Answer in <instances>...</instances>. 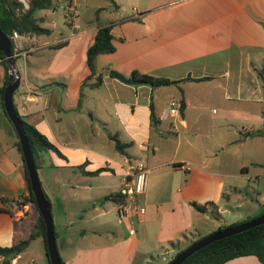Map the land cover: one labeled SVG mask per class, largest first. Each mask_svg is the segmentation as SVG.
Masks as SVG:
<instances>
[{"label":"crops","instance_id":"crops-1","mask_svg":"<svg viewBox=\"0 0 264 264\" xmlns=\"http://www.w3.org/2000/svg\"><path fill=\"white\" fill-rule=\"evenodd\" d=\"M108 1L106 13L91 4L89 20V0H75L72 26L63 14L57 24L50 14L35 13L48 32L17 35L19 84L12 102L19 117L61 153H39L38 168L51 158L48 167L74 165L93 178L120 174L118 187L102 196L115 214L109 196L120 191L128 169L141 162L146 170L144 191L135 197L143 213L105 218L102 231H92L101 242L85 249L75 244L61 256L64 264H166L178 248L202 237L195 216L210 220L209 234L255 215L264 204V0H140L126 12L118 10L119 0ZM55 7L52 0L47 9ZM100 26L109 28L113 50L97 54L90 72L86 49ZM133 71L176 82L151 87L113 76L130 78ZM4 76L0 62V86ZM171 102L176 113L169 112ZM10 124L0 106V246L14 236L26 238L37 216L34 205L23 201L24 165ZM255 130L262 133L248 135ZM252 137L261 140L255 151L237 149ZM208 201L219 219L190 204ZM30 243L10 264L34 263ZM222 264L259 261L244 255Z\"/></svg>","mask_w":264,"mask_h":264},{"label":"trees","instance_id":"trees-1","mask_svg":"<svg viewBox=\"0 0 264 264\" xmlns=\"http://www.w3.org/2000/svg\"><path fill=\"white\" fill-rule=\"evenodd\" d=\"M26 2H27V8L21 11L22 4L19 0H0V31L3 32L9 38L10 41H11L10 36L13 31L16 32L17 35H31V34H41L48 32L46 28L39 25V21L41 19L35 17V11L39 9L50 8L52 6V0H27ZM112 50H113V45L111 43V34L109 32V28L107 26L98 27L94 34L92 43L86 49V63L90 69V72H93L94 70L93 61L95 56L99 53L111 52ZM11 51L13 54L14 50H13L12 42H11ZM13 58L15 60V56H13ZM0 62L2 63L5 69V76L3 79V83L0 86V106L1 109L3 110L1 95L6 80L7 67L1 51H0ZM110 73H112V71H110ZM130 76L136 80L141 81L142 83L148 84L151 87L167 85L176 82L175 80H171L168 78L156 77L149 74L138 73L136 71H133L130 74ZM3 113L5 115L4 111ZM7 120L9 121L8 118ZM20 120L22 122V126L28 140V146L32 154L35 169L38 168L37 157L39 153L51 151L57 154L58 156H61V153L56 148V146L53 143H51L43 134L38 132L32 125L28 124L26 121L22 120L21 118ZM156 121L157 120L155 119V117L151 114L150 116L151 125L155 124ZM12 130L13 133L15 134L13 127ZM261 133L262 131L255 130L249 132L248 135H257ZM115 145L117 148L119 147V143L117 142L116 139H115ZM15 146L20 153V148L17 139L15 140ZM99 170H102V168H99L96 171ZM24 175L27 183L28 194L23 198V201L31 202L36 208L33 200V195L30 190L25 168H24ZM44 196L48 200L45 194ZM121 197L122 195L120 194V191H117L109 196V198H111L114 202L119 201ZM190 204L194 209L198 211H205L212 217L219 219V214L216 210V206L214 203L208 201L205 203L191 202ZM36 211H37V216L34 222V230L30 232L26 238L20 239L19 237L14 236L12 243L9 246H0V256L2 257V259L0 260V264H10L11 260L17 254H19L35 237H39L41 239L43 245V251L45 255V262H46L45 264H49V260L46 255L45 240H44V223L37 208ZM49 211H51V208H49ZM263 213H264V205H260L259 210L255 215L248 217L243 221L250 220ZM234 224L236 223L220 224L216 228V230L223 229L226 226L234 225ZM53 234H54V238L56 239L57 236L55 235L54 230H53ZM192 241L178 248L175 251L174 255L179 251H181L184 247L189 245ZM244 255H253L257 258L259 264H264V222L255 225L253 227H250L248 229H245L243 231L234 233L232 235L217 239L194 251L179 264H222L223 262L229 259ZM58 256H59V263L64 264V261L60 256V254H58Z\"/></svg>","mask_w":264,"mask_h":264},{"label":"rangeland","instance_id":"rangeland-1","mask_svg":"<svg viewBox=\"0 0 264 264\" xmlns=\"http://www.w3.org/2000/svg\"><path fill=\"white\" fill-rule=\"evenodd\" d=\"M108 3H110L108 0H89V20L92 18L93 14L90 9L92 6H98L95 4H101L104 8L99 9L98 12L104 11V13H106L109 8L107 6ZM91 4L93 5L91 6ZM139 4L140 0H119L117 5L119 8L118 10L126 12L130 11L133 7L137 8ZM80 11L82 10L80 9ZM52 12L53 14H51ZM35 13L50 14L51 17L56 20L57 24L61 23L63 14L58 7H55L52 11L51 9H39L36 10ZM96 15L98 16V13ZM85 16L86 13L82 14V12H80L81 18H85ZM54 32H57L56 27ZM19 68L21 69L20 62ZM240 131L241 130L237 133L238 137L240 136ZM231 134L232 136H235L232 132ZM260 141V138L254 137L246 139L242 146H237V149L240 150L242 147L243 150L248 152L252 150L255 151ZM90 144L91 141H89V145ZM234 148L236 149V146H234ZM106 149L109 151L110 148ZM110 153H114L112 149H110ZM226 153L227 152H224V154L222 153L220 155L226 156ZM65 154L68 157L72 156V152H66ZM71 160L74 162L76 158L71 157ZM89 160H92L91 156H89ZM52 162L53 161L50 158V161L48 160L47 162L46 168H38L36 169V172L42 191L47 196L49 203L51 202L50 213L53 230L57 236L55 241L58 254L64 256L65 253L70 251L75 244L77 247L85 249L101 242L100 239L102 238L98 237V234H96V236L92 235V231L98 230V232H101L102 228L105 227V224L102 223V221L105 218L116 216L114 211L107 209L112 205L111 202L103 200L102 196H104L105 192H107L111 186L118 187V177L120 174L116 172L113 174H100L93 178L92 176L80 174L74 165L61 168L48 167L49 163L52 164ZM93 164L94 163H90L89 167L93 166ZM94 197H98V200L95 202L96 206H98L96 209L92 207L91 203V200ZM209 221V219H203L197 216L193 218V223L200 229V236L208 234L206 232L211 228V222ZM27 251V253H30V256L34 259L33 264H40L45 260L40 238L32 241ZM155 261L156 260L152 259L148 260L147 264H154Z\"/></svg>","mask_w":264,"mask_h":264},{"label":"water","instance_id":"water-1","mask_svg":"<svg viewBox=\"0 0 264 264\" xmlns=\"http://www.w3.org/2000/svg\"><path fill=\"white\" fill-rule=\"evenodd\" d=\"M0 51L2 52L7 67V77L1 95L2 108L15 131L16 138L20 148L21 157L23 160V165L28 177L30 190L33 195V200L44 223V240H45L46 255L48 257L49 264H60L59 256L57 252V245L53 234L52 219L49 211L50 203L45 198L44 193L42 191L37 176V172L34 166L32 154L28 146V140L22 126V122L18 117L12 102V94L17 89L19 84V73L11 51V41L1 31H0ZM113 76L125 83H131V84L141 83V81L136 80L133 77L126 78L120 73L114 72ZM263 222H264V213L250 220L239 222L234 225H229L224 227L223 229L215 230L205 236H202L192 241L181 251L170 257V259L166 264H179L187 256H189L191 253L198 250L199 248L217 239L243 231L245 229L261 224Z\"/></svg>","mask_w":264,"mask_h":264},{"label":"built area","instance_id":"built-area-1","mask_svg":"<svg viewBox=\"0 0 264 264\" xmlns=\"http://www.w3.org/2000/svg\"><path fill=\"white\" fill-rule=\"evenodd\" d=\"M22 4L21 10L27 8V2L25 0H19ZM58 6L63 12V17L67 25L72 26L74 18L78 14L75 0H56ZM13 48H17V34L12 32L10 36ZM170 113H176V103L171 102ZM127 177L121 184L120 194L121 199L115 202L116 215L119 219H125L131 216H139L143 213V208L139 206L136 202V195L144 191L145 180H146V170L143 167V163L139 162L135 167L128 169L126 173ZM133 229L130 227L128 233H132Z\"/></svg>","mask_w":264,"mask_h":264}]
</instances>
